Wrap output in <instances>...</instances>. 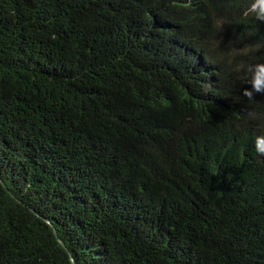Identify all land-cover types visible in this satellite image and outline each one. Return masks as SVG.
Here are the masks:
<instances>
[{
	"label": "trees",
	"instance_id": "trees-1",
	"mask_svg": "<svg viewBox=\"0 0 264 264\" xmlns=\"http://www.w3.org/2000/svg\"><path fill=\"white\" fill-rule=\"evenodd\" d=\"M252 2L0 0V264H264Z\"/></svg>",
	"mask_w": 264,
	"mask_h": 264
},
{
	"label": "clouds",
	"instance_id": "clouds-1",
	"mask_svg": "<svg viewBox=\"0 0 264 264\" xmlns=\"http://www.w3.org/2000/svg\"><path fill=\"white\" fill-rule=\"evenodd\" d=\"M250 11L260 20H264V0H253ZM249 78L246 83L250 88L244 89V95L251 97L255 93H264V62L255 63L247 67ZM254 150L264 156V134H257L253 138Z\"/></svg>",
	"mask_w": 264,
	"mask_h": 264
},
{
	"label": "water",
	"instance_id": "water-1",
	"mask_svg": "<svg viewBox=\"0 0 264 264\" xmlns=\"http://www.w3.org/2000/svg\"><path fill=\"white\" fill-rule=\"evenodd\" d=\"M45 220H47V221L51 224V226L53 227V230H54L55 235L58 236L57 231H56V228L54 227L53 223L50 222L48 219H45ZM59 241H60V243H61L63 246L66 247L65 243L63 242V240L59 239ZM71 264H74V259H73V258H72V263H71Z\"/></svg>",
	"mask_w": 264,
	"mask_h": 264
}]
</instances>
